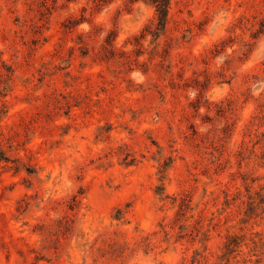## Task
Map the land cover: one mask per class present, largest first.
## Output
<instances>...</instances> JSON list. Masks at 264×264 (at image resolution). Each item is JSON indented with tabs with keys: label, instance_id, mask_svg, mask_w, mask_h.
Masks as SVG:
<instances>
[{
	"label": "rangeland",
	"instance_id": "1",
	"mask_svg": "<svg viewBox=\"0 0 264 264\" xmlns=\"http://www.w3.org/2000/svg\"><path fill=\"white\" fill-rule=\"evenodd\" d=\"M0 0V264H264V0Z\"/></svg>",
	"mask_w": 264,
	"mask_h": 264
},
{
	"label": "trees",
	"instance_id": "2",
	"mask_svg": "<svg viewBox=\"0 0 264 264\" xmlns=\"http://www.w3.org/2000/svg\"><path fill=\"white\" fill-rule=\"evenodd\" d=\"M167 0L164 3H157L156 4V11L158 13V19L163 22L164 17L167 13Z\"/></svg>",
	"mask_w": 264,
	"mask_h": 264
}]
</instances>
